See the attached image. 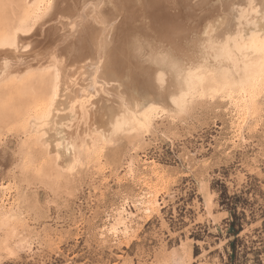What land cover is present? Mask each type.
I'll return each instance as SVG.
<instances>
[{
	"label": "rangeland",
	"instance_id": "374dc122",
	"mask_svg": "<svg viewBox=\"0 0 264 264\" xmlns=\"http://www.w3.org/2000/svg\"><path fill=\"white\" fill-rule=\"evenodd\" d=\"M56 4L22 34L8 24L29 31L25 0H0L2 43L17 35L0 45V264H264V90L247 113L203 96L182 113L158 108L143 133L95 143L58 171L55 134L30 125L50 97L53 62L75 89L60 136L82 148L92 117L80 106L82 70H72L99 46L122 52L157 29L138 0Z\"/></svg>",
	"mask_w": 264,
	"mask_h": 264
},
{
	"label": "bare ground",
	"instance_id": "6f19581e",
	"mask_svg": "<svg viewBox=\"0 0 264 264\" xmlns=\"http://www.w3.org/2000/svg\"><path fill=\"white\" fill-rule=\"evenodd\" d=\"M57 1L25 0L30 14L29 31H22L18 20L8 24L9 30L34 32L55 14ZM138 2L150 6L149 18L157 29L154 39L135 40L118 52L122 54L120 59L116 46H99L93 60L86 59L80 68L75 66L72 70H82L78 92L85 94V100L80 106L86 117H92V124L83 134L82 148L72 141L67 144L60 136L61 123L67 118L65 112L73 110L64 101L69 99L68 95L73 96L75 89L69 80L71 76L66 75V66L53 62L52 91L43 103L44 113L29 122L42 135L55 134L56 150L51 154L58 171L75 165L80 151H89L95 143L108 145L118 135L143 133L158 108L182 113L191 101L203 96L230 103L239 101L247 113L252 111L253 97L264 90V0ZM3 33L0 30V45L8 46L17 38L14 34L2 43ZM127 60L131 66L122 68ZM51 140L41 139L43 145ZM63 148L65 152L61 153ZM122 216L119 223L124 225Z\"/></svg>",
	"mask_w": 264,
	"mask_h": 264
}]
</instances>
